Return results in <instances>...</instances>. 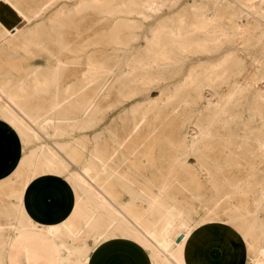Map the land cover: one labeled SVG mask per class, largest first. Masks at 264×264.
I'll return each instance as SVG.
<instances>
[{
    "label": "rangeland",
    "instance_id": "1",
    "mask_svg": "<svg viewBox=\"0 0 264 264\" xmlns=\"http://www.w3.org/2000/svg\"><path fill=\"white\" fill-rule=\"evenodd\" d=\"M0 85L18 101L26 133L0 118L28 156L0 184V195H8L0 196V264L11 233L24 225L16 215L22 203L9 194L51 174L79 191L74 173L98 186L90 184L88 201L89 193L105 192L143 232L165 211L153 199L166 203L187 193L191 202L197 187L202 204L226 194L212 212L197 206L193 216L204 221L191 230L186 255L213 264V237L225 238L228 228L239 264L264 263L252 259L259 243L238 210L256 207L253 216L264 223V0H0ZM28 130L39 139L29 142ZM105 152L117 155L115 173L87 175ZM104 214L80 233L96 254L104 240H132L152 264L180 263L159 259L143 233L138 238L129 224L117 230Z\"/></svg>",
    "mask_w": 264,
    "mask_h": 264
},
{
    "label": "crops",
    "instance_id": "2",
    "mask_svg": "<svg viewBox=\"0 0 264 264\" xmlns=\"http://www.w3.org/2000/svg\"><path fill=\"white\" fill-rule=\"evenodd\" d=\"M0 149V184H6L12 177L20 157L25 155L26 144L20 143L16 131L2 118ZM4 156L8 158L5 162L2 161ZM63 177L64 179L53 174L38 175L27 185L17 186L16 193L10 192L9 196L17 200L15 203H22V210L16 215L17 219L23 220L24 225L13 231L7 241L5 264H152L150 252L132 240L128 243L104 240L101 242L102 254H96L94 242L83 243L86 237H80V233L85 231L82 228V217L86 208L83 206L79 208L76 218L81 230L77 235L69 234L62 226V218L68 213L71 204L82 196H79L81 192L70 189L65 182V176ZM13 205L14 202L7 206L8 220L14 218ZM1 213L5 215V208L1 209ZM110 237L113 235L106 239ZM212 242L213 264L241 262L239 251L234 250L230 240L226 242L225 238L214 237ZM182 244L183 240L179 245ZM191 260L193 264H201L195 257L190 258ZM261 261L264 262L263 256Z\"/></svg>",
    "mask_w": 264,
    "mask_h": 264
},
{
    "label": "bare ground",
    "instance_id": "3",
    "mask_svg": "<svg viewBox=\"0 0 264 264\" xmlns=\"http://www.w3.org/2000/svg\"><path fill=\"white\" fill-rule=\"evenodd\" d=\"M98 3H100V2L98 1ZM125 13L131 14V13H133V11H132V9L128 8L125 11ZM243 17H246V16H243ZM241 19H243V18H241ZM199 23H198V25H201V23L200 24ZM182 24H183V22H182ZM187 24H185V25H187ZM205 24H204V22H202L201 26L203 27ZM126 26H127V28L130 27V25H128L127 23H126ZM195 27L199 28L200 26L199 27L195 26ZM202 27H200V28H202ZM186 28H188V27H186ZM183 30H181V31H183ZM188 30H190V29H188ZM197 31H198V29H197ZM194 33H196V32H194ZM174 39H176V37ZM119 41L120 40H118V42ZM152 43L153 42H151V44ZM172 55H173V53H172ZM155 57H158V56H155ZM58 62H59V64L62 63L61 60H59ZM158 62H159V60H158ZM19 108H20V106H19V103L16 100V98L14 96H12L11 94L7 93L5 91V89L0 85V114H1V116H3L4 119L12 121L14 125H17L19 127L21 126L19 130L22 134H24L26 132H24V130L22 128L23 121H21L19 119V116L17 114V111H20ZM19 114H22V113H19ZM40 128H42V127H40ZM46 128H48V127H43L42 129L46 132ZM35 133L33 134L32 132H30V130H28L27 135L29 136V139H30L29 142H32V141L39 139V136L41 135V133H38V132H35ZM46 134H50V131H47ZM25 139L28 140V137H25ZM121 142L122 141L118 142L116 144V146L121 145ZM116 146L114 148H116ZM42 149L47 150V154L51 156V159L49 158L50 160L53 161V159L54 160L58 159V157H57L58 154L53 149H51L50 147H46V148L41 147V150ZM27 157L28 156H26V155H24L23 157H20L19 162H22V163L25 162ZM30 159H32V157ZM101 159H102V162L100 163L99 168L93 167V166L86 168L87 175H90L91 177H93V174H92V172H93L94 175L97 174L98 177H101L104 175H113V173H115L114 170L111 169L110 164H111V162L117 160V155L115 153H112V152L111 153L105 152V153H103V156ZM106 172H107V174H106ZM72 175L75 179L76 186H77L78 190L83 195H81L82 198L77 199L76 201H74L71 204V207L68 210V213L66 215H64L62 218V226L69 234L77 235L81 230V228H79V229L76 228L77 227V223H76L77 214H78L79 208L81 206H83L85 208V205L88 201L86 196H85V193L88 192L89 190H91L90 184L97 187V188H98V186L93 182V180L90 177L89 178L87 177V179L83 180V179L79 178L78 174H76V173H74ZM191 191H192V193H191L192 201L191 202L187 200V198H189V195H187V197H186L187 193L186 194L183 193L181 195L182 198L180 197L178 200L167 201L166 203L159 202L157 199H153L152 205H154L156 208L158 206H161L165 209V211H164L163 215H161L158 219H156L153 222V225L150 227V229L149 230L147 229V231H144V232L139 227H134L133 225H130L132 222L133 223H135V222L128 216V214L125 211L121 210L120 207H116L115 205H113V202L110 200L109 196L105 192L100 191L99 193H93V192L89 193L88 196L90 197V201H88V202H90L89 204H92V206H94V207L91 210L86 209V213L83 214L82 228L84 230L85 229L86 230H88V229L93 230L97 224V218H98L99 213L100 214L106 213L111 218V221L110 220L109 221L111 222L112 226L115 229L120 230L121 224H125V225L129 224L133 228L134 231L135 230L138 231V238H141V237H139V233H140V235L143 233V235H145V237L147 239V241L144 240L145 244L148 245V247H150V248H151V246H149V245H152L156 249L155 253H154V251L152 253L155 254L159 259L163 260L164 258H166V259L172 260L173 262L174 261H176L178 263L180 262L179 264H189L188 262L190 260L188 258V255H186L185 243L188 240V237L190 235L191 230L194 227H196L197 225H199L200 223H202V221H204V218L202 220L199 219L197 221V219H195L193 216V213H195L196 212L195 210H197V206L202 204L200 201H198V197H202L203 193H200L199 187H197ZM225 195L226 194L220 196L216 200L213 199L210 202L209 201L204 202L202 204L201 208H203L207 212H210V211L212 212L213 210H215V208L217 206H219V204L221 203L220 202L221 199ZM243 196H245V195H243ZM203 198H204V196H203ZM199 199H201V198H199ZM245 204H247V203H245ZM186 208H188L189 210H186ZM114 209L119 210V213L116 214L114 212ZM238 210L241 212V217L244 219V223L248 226L249 236L253 237V239H254V241H256V243H259V244H257V246H255V247H257L256 248L257 250L253 251L255 255L252 256V259H255L256 256H259L261 258H262V256L264 257V223H258V219L253 216L254 211L258 212L259 209H257L256 207L244 206V207H239ZM106 214H104V215L106 216ZM259 214H260V212H259ZM238 215H240V214H238ZM258 217H260V216H258ZM252 219H253V221H252ZM160 224L163 225V230H159V229L157 230V227ZM128 226H126V227H128ZM15 229H18V228L15 227ZM125 231H126V228H125ZM127 233H132V230H128ZM182 233L184 234L183 244L179 245V243L176 242V237ZM110 235L114 236V234L107 233L108 237ZM215 237H218V236H215ZM151 249H153V248H151Z\"/></svg>",
    "mask_w": 264,
    "mask_h": 264
},
{
    "label": "snow or ice",
    "instance_id": "4",
    "mask_svg": "<svg viewBox=\"0 0 264 264\" xmlns=\"http://www.w3.org/2000/svg\"><path fill=\"white\" fill-rule=\"evenodd\" d=\"M233 234L234 233L231 232L228 228L224 229V235H225L226 242L231 240ZM198 237H199V233L193 236V240H197V242H199Z\"/></svg>",
    "mask_w": 264,
    "mask_h": 264
},
{
    "label": "water",
    "instance_id": "5",
    "mask_svg": "<svg viewBox=\"0 0 264 264\" xmlns=\"http://www.w3.org/2000/svg\"><path fill=\"white\" fill-rule=\"evenodd\" d=\"M184 238V234H180V236L178 237V239L176 240L177 243L181 242L182 239Z\"/></svg>",
    "mask_w": 264,
    "mask_h": 264
}]
</instances>
